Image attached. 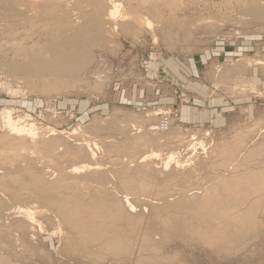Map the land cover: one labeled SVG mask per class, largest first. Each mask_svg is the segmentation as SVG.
<instances>
[{
    "label": "rangeland",
    "instance_id": "374dc122",
    "mask_svg": "<svg viewBox=\"0 0 264 264\" xmlns=\"http://www.w3.org/2000/svg\"><path fill=\"white\" fill-rule=\"evenodd\" d=\"M132 4L151 28L104 0H0V264H264V182L230 180L264 171L263 8ZM7 108L56 134L16 154Z\"/></svg>",
    "mask_w": 264,
    "mask_h": 264
},
{
    "label": "bare ground",
    "instance_id": "6f19581e",
    "mask_svg": "<svg viewBox=\"0 0 264 264\" xmlns=\"http://www.w3.org/2000/svg\"><path fill=\"white\" fill-rule=\"evenodd\" d=\"M125 1L126 2L124 3V2H121L119 0H104V4L106 5L105 7L107 9V10L105 9L107 11L106 15H107L108 19L112 20L113 18L115 19V17L117 18V16L120 17L121 20L133 19L137 23L138 28H142V27H150L151 28V24H152L151 20H149L147 17H145L144 15H142L141 13L138 12L136 6L132 4V0H125ZM141 1L147 2L148 0H141ZM168 1H169V6L171 7V10L178 8L184 2V0H168ZM246 1L247 0H243V2H246ZM99 2H101V1H99ZM250 3H252L253 6H255V7H261L264 10V0H250ZM53 52H54V54L48 60H46V61L42 60L43 66L44 65H47V66L50 65L49 67H51V68L56 67L58 69V72H65V71L69 70L71 67H76V65H78L76 60L74 59V57L70 60V56L67 53H65V55H62V54H58L56 51H53ZM42 69H44V68H42ZM40 75H42V74H40ZM54 84H52L51 82H47L46 84H43V86L41 87V90L42 91L55 90L56 86H54ZM10 110H8V108H7L6 110L2 111V118L5 121V124L8 126V128L11 129L12 133L14 134V138L16 137L15 141L13 143H10L13 152L16 151V154L18 151L14 150V148L15 149H21L22 148L23 150L26 149V147L24 145V143H25L24 142V138H25L24 136L25 135L28 136V139H29L28 141H31L32 144L33 143L35 144L38 141V139H40L41 136H45V134H48V135L56 134V130L52 129L51 127L49 128V127H44V126H36L37 124H35V123H29L27 126L26 125L23 126V124L20 125L16 120L13 119V116H11ZM75 131H77V129ZM139 139H140V137H139ZM31 142H28V144ZM85 142L86 143H83V144H86L85 146H90V145L93 146L88 141H85ZM32 144H30V145H32ZM96 145L97 144H94V146H96ZM231 145H232V143L226 141V142H222L218 146V148L220 149V152H224L227 149H229V147ZM32 146H33V148L35 147L34 145H32ZM11 148H9V149H11ZM27 148H28V146H27ZM88 148H87L88 150H91L90 147H88ZM24 151H26V150H24ZM20 152L21 151L19 150V153ZM156 152L152 151L150 153V155H148L146 157H148V158H152L155 156L157 157L158 154ZM173 154L174 153H171L168 156V158H170V160L169 161L166 160L167 162L165 161L166 162L165 167L168 168L170 161L174 160L173 157L175 155L173 156ZM91 155L94 157V152H92ZM91 155H90V157H91ZM146 157H145V159H147ZM174 163H175L177 168L184 166L179 160H174ZM227 163H230V162H227ZM231 164H232V162H231ZM232 167L236 168L237 166H232ZM98 169H100V166L98 163L95 162L94 164H89V163L85 164L84 163L80 166H74L72 171L74 173H76V172L80 173V172L91 171V170L95 171ZM258 179H259V181L254 182L255 184H257V183L262 184V182H264V171H258V172L248 171L247 176L233 175V176H231L230 180L231 181L233 180L236 182H240V181L245 180V181H247L248 184L251 185L253 180H258ZM252 189L257 190L258 188L253 187ZM213 193H214V191L209 189V188L203 189L202 198H204L205 201H208L213 197ZM124 199H125L124 203L126 204L128 211L131 212V211L135 210L134 209L135 206L127 200L128 198H124ZM36 210H38V209H32L34 214H35ZM31 213L32 212H30V215L28 214L30 219H32L33 215H34V214L31 215ZM89 215H90V218H92L94 221L96 220V218L101 217V215L95 210H91ZM32 220H34V218ZM35 222H37V221H35ZM91 236H94V235L91 234Z\"/></svg>",
    "mask_w": 264,
    "mask_h": 264
},
{
    "label": "crops",
    "instance_id": "0c3cea01",
    "mask_svg": "<svg viewBox=\"0 0 264 264\" xmlns=\"http://www.w3.org/2000/svg\"><path fill=\"white\" fill-rule=\"evenodd\" d=\"M203 64V59L202 58H198V59H193L191 61V72L193 73H197V70L199 68V66H201Z\"/></svg>",
    "mask_w": 264,
    "mask_h": 264
},
{
    "label": "built area",
    "instance_id": "2783aa9c",
    "mask_svg": "<svg viewBox=\"0 0 264 264\" xmlns=\"http://www.w3.org/2000/svg\"><path fill=\"white\" fill-rule=\"evenodd\" d=\"M168 126V119L166 117H164L161 122H160V127L161 129H166Z\"/></svg>",
    "mask_w": 264,
    "mask_h": 264
}]
</instances>
